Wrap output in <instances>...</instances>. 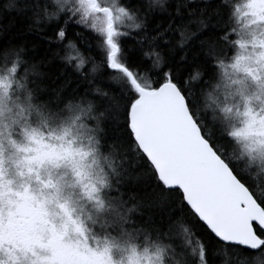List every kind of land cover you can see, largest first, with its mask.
<instances>
[{
  "label": "trees",
  "instance_id": "1",
  "mask_svg": "<svg viewBox=\"0 0 264 264\" xmlns=\"http://www.w3.org/2000/svg\"><path fill=\"white\" fill-rule=\"evenodd\" d=\"M241 1L101 0V9L115 3L128 20L110 40L122 70L110 62L102 23L75 4L0 0V76L10 75L32 114L19 133L71 125L96 141L108 203L97 215V235L167 252L180 264H264V231L253 223L262 241L257 250L219 241L180 189L159 180L135 142L129 116L139 89L175 84L203 137L264 211V169L231 137L226 117L211 103L238 51Z\"/></svg>",
  "mask_w": 264,
  "mask_h": 264
},
{
  "label": "rangeland",
  "instance_id": "2",
  "mask_svg": "<svg viewBox=\"0 0 264 264\" xmlns=\"http://www.w3.org/2000/svg\"><path fill=\"white\" fill-rule=\"evenodd\" d=\"M57 1L102 23L110 62L122 69L110 41L128 23L122 9L112 2L101 9V0ZM236 14L238 51L211 103L226 117L231 137L264 169V0H242ZM6 75L0 76V264H180L167 252L97 235V215L108 203L95 139L71 125L20 134L32 114Z\"/></svg>",
  "mask_w": 264,
  "mask_h": 264
},
{
  "label": "water",
  "instance_id": "3",
  "mask_svg": "<svg viewBox=\"0 0 264 264\" xmlns=\"http://www.w3.org/2000/svg\"><path fill=\"white\" fill-rule=\"evenodd\" d=\"M130 110L138 148L168 189H180L195 216L222 243L257 250L264 211L248 188L215 152L192 117L177 86L139 89Z\"/></svg>",
  "mask_w": 264,
  "mask_h": 264
}]
</instances>
